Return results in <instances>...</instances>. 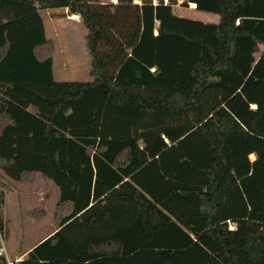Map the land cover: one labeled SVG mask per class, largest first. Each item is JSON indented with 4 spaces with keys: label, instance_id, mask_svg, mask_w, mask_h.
<instances>
[{
    "label": "trees",
    "instance_id": "1",
    "mask_svg": "<svg viewBox=\"0 0 264 264\" xmlns=\"http://www.w3.org/2000/svg\"><path fill=\"white\" fill-rule=\"evenodd\" d=\"M189 2L218 22L0 0V170L58 189L12 264H264V0ZM47 8L82 22L91 80L54 78Z\"/></svg>",
    "mask_w": 264,
    "mask_h": 264
},
{
    "label": "rangeland",
    "instance_id": "2",
    "mask_svg": "<svg viewBox=\"0 0 264 264\" xmlns=\"http://www.w3.org/2000/svg\"><path fill=\"white\" fill-rule=\"evenodd\" d=\"M99 2L115 3L112 0H99ZM176 4L180 6L176 10L179 16L202 22H218L217 14L197 9L190 10L185 0H176ZM40 13L46 35L54 42V78L57 80H91L89 55L85 44L86 29L80 19L72 17L63 8H47L41 10ZM44 181L37 177L28 181L11 180L0 170V191L4 194V219L6 221L2 239L10 260L52 229L51 213L55 204L54 200L57 198V191L53 186V194L51 191L47 198L46 194H49L50 188Z\"/></svg>",
    "mask_w": 264,
    "mask_h": 264
},
{
    "label": "crops",
    "instance_id": "3",
    "mask_svg": "<svg viewBox=\"0 0 264 264\" xmlns=\"http://www.w3.org/2000/svg\"><path fill=\"white\" fill-rule=\"evenodd\" d=\"M113 1V0H112ZM114 2H117V0H114ZM133 2H135V3H140V0H137V1H135V0H133ZM176 5V6H175ZM174 6H173V10H174V12L177 14V12H176V10L180 7L179 6V4H175ZM195 5H194V3H191V2H189L188 3V6H187V8H189L190 10H193V9H195V7H194ZM215 14V13H214ZM179 15V14H178ZM214 18H216V17H214ZM263 48V47H262ZM47 185H48V187L50 188V190H49V194H46V196H47V198L49 197V195H50V192L53 194V191H54V187H55V190L57 191V194H56V197H58V189H57V187L51 182V181H48V180H45L44 181ZM53 184V185H52ZM54 186V187H53ZM53 198V197H52ZM56 200H57V198H56ZM56 200H54L55 202H56ZM54 202V203H55ZM4 203H3V207H2V218H3V221L6 223V221H5V219H4V214H5V210H4ZM53 212V211H52ZM51 220H52V213H51ZM53 223V222H52ZM53 229H54V225L52 226V229L51 230H49V232L45 235V236H43L42 238H40L38 241H40L41 239H43L44 237H46L47 235H49L52 231H53ZM37 241V242H38ZM37 242H35V243H37ZM35 243H33L31 246H29V247H27V248H25V249H23L19 254H17V255H15L13 258H12V260H10V262H11V264L13 263V262H16V261H18V260H20V259H22V258H24L25 257V255H26V253H27V251H29L32 247H33V245L35 244Z\"/></svg>",
    "mask_w": 264,
    "mask_h": 264
},
{
    "label": "built area",
    "instance_id": "4",
    "mask_svg": "<svg viewBox=\"0 0 264 264\" xmlns=\"http://www.w3.org/2000/svg\"><path fill=\"white\" fill-rule=\"evenodd\" d=\"M2 218V204L0 202V219ZM0 256H4L7 260V264H11L9 258L7 257L5 246L3 244V239H2V231L0 228Z\"/></svg>",
    "mask_w": 264,
    "mask_h": 264
},
{
    "label": "bare ground",
    "instance_id": "5",
    "mask_svg": "<svg viewBox=\"0 0 264 264\" xmlns=\"http://www.w3.org/2000/svg\"><path fill=\"white\" fill-rule=\"evenodd\" d=\"M135 1H137V0H135Z\"/></svg>",
    "mask_w": 264,
    "mask_h": 264
}]
</instances>
